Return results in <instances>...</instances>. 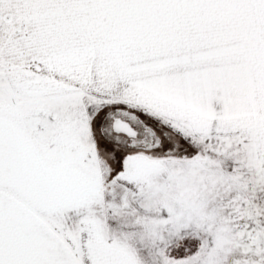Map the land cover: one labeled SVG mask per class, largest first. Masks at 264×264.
<instances>
[{"label": "snow or ice", "instance_id": "obj_1", "mask_svg": "<svg viewBox=\"0 0 264 264\" xmlns=\"http://www.w3.org/2000/svg\"><path fill=\"white\" fill-rule=\"evenodd\" d=\"M0 264H264V0H0Z\"/></svg>", "mask_w": 264, "mask_h": 264}]
</instances>
